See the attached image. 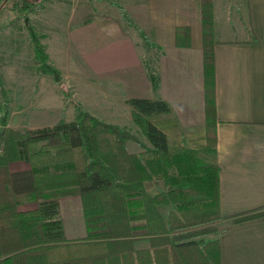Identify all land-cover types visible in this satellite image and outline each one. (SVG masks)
<instances>
[{"label":"trees","instance_id":"trees-1","mask_svg":"<svg viewBox=\"0 0 264 264\" xmlns=\"http://www.w3.org/2000/svg\"><path fill=\"white\" fill-rule=\"evenodd\" d=\"M29 1L14 4L27 11ZM105 1L121 8L116 0ZM212 6L213 0H200V127H187L178 138L180 129L165 101L129 97L131 120L148 144L138 153L125 148L127 141H138L134 135L79 106L75 120L1 132L0 264H221L219 238L225 226L264 217V204L232 215L219 212ZM90 15L78 13L69 31L82 51L93 33L102 34L94 25L85 26ZM26 28L35 58L58 82V71L44 63L33 29ZM139 34L148 48L153 46L142 29ZM174 42L188 45V29ZM90 65L99 66L98 61ZM151 85L157 89L154 77ZM12 160L27 162L29 168L9 171ZM145 182H160L162 188L149 194ZM27 194L36 207L19 210L16 197ZM2 195L9 198L2 200ZM67 195L80 197L84 213L98 206L107 225L97 227L84 214L88 234L67 240L58 211V198ZM136 241L147 245L136 248Z\"/></svg>","mask_w":264,"mask_h":264},{"label":"crops","instance_id":"crops-1","mask_svg":"<svg viewBox=\"0 0 264 264\" xmlns=\"http://www.w3.org/2000/svg\"><path fill=\"white\" fill-rule=\"evenodd\" d=\"M116 1L120 14H100L98 24L95 21L101 31L116 33L117 48L126 46L124 53L107 54L116 61L102 68L105 75L115 74L114 84L132 89L133 97L165 101L180 131L200 127L204 122L200 0ZM212 15L218 206L225 216L264 204V0H213ZM40 20L36 16L30 24L38 29ZM140 29L152 43L150 48L142 42ZM185 29L189 44L176 45L175 36ZM40 34L50 40L48 48L54 47L50 35ZM152 77L158 82L156 90ZM76 199L58 200L68 240L77 238L73 233L83 227ZM22 207L35 208L36 203ZM67 207L74 208V217L62 214ZM74 223L78 229H72ZM219 250L221 264H264V217L226 226Z\"/></svg>","mask_w":264,"mask_h":264},{"label":"rangeland","instance_id":"rangeland-1","mask_svg":"<svg viewBox=\"0 0 264 264\" xmlns=\"http://www.w3.org/2000/svg\"><path fill=\"white\" fill-rule=\"evenodd\" d=\"M16 1L19 2V0H0V127H3L2 132L11 130L23 133L28 126H45L59 121L75 120L76 109L79 106L93 117L124 128L134 135L137 142L125 143L128 152L142 151V145L148 144L138 127L133 124L130 108L126 103L127 98L133 97V90L128 87L122 88L121 84L115 85L112 81L115 74L105 75L102 70L107 64L112 66L116 61L114 58L108 59L107 54L111 51H114L113 55L115 52L124 53L126 46L121 45L117 48L118 44L114 35L116 33L113 31L114 34L111 35L109 31H101L98 28L99 16L100 14H120L121 8L118 9L111 6V3L100 0H30L32 7L26 11L25 8H16L14 4ZM78 13L91 14L88 20L90 23L85 26L94 25L102 33L98 35L93 33V37L90 36L92 37L90 43L86 42L83 51V48L75 44L73 34L69 33L70 29L77 25L73 20ZM36 16L41 19L38 21L41 25L38 29L30 24ZM27 24L33 29L46 56L44 63L58 71L60 76L58 82L42 69L43 65H40L41 63L35 58L26 28ZM3 29H9V31L4 33ZM111 29L115 30V25ZM81 30L83 33V29ZM40 32L53 38L54 47L46 46L50 40L42 38L44 36H41ZM122 34L130 39L127 31ZM90 37L85 36V39ZM95 61H98L99 66L91 67L90 64ZM56 108L58 110L54 111ZM186 128L177 131L178 138L179 133L187 132ZM0 143L1 156L4 152V143L1 140ZM7 166L9 171H22L29 168V163L12 160ZM145 186L149 194L151 191L157 193L162 188L160 182H145ZM29 197V194L16 197L19 210L32 209L22 207L31 204ZM1 198L3 200L9 197L2 195ZM64 199L79 201L77 218L81 220L83 227L79 234L73 233L77 235V238L71 240L84 238L88 234L84 214H87L92 219L91 224L95 223L97 227L107 225V216L98 206L92 205L91 210L84 213L78 195L58 198L61 201ZM1 203L4 204V201ZM67 209L68 212L63 211L62 214L74 217L76 213L74 208L67 207ZM78 227V224H72V229H78ZM146 245V241L134 242L136 248Z\"/></svg>","mask_w":264,"mask_h":264},{"label":"water","instance_id":"water-1","mask_svg":"<svg viewBox=\"0 0 264 264\" xmlns=\"http://www.w3.org/2000/svg\"><path fill=\"white\" fill-rule=\"evenodd\" d=\"M24 20H25V22H26L27 19L25 18ZM2 128H3V127H0V134H1V132H2Z\"/></svg>","mask_w":264,"mask_h":264},{"label":"built area","instance_id":"built-area-1","mask_svg":"<svg viewBox=\"0 0 264 264\" xmlns=\"http://www.w3.org/2000/svg\"><path fill=\"white\" fill-rule=\"evenodd\" d=\"M2 148H1V143H0V154H1Z\"/></svg>","mask_w":264,"mask_h":264}]
</instances>
